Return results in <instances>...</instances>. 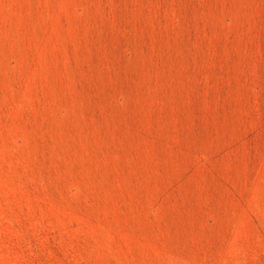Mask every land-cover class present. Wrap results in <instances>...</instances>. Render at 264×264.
Wrapping results in <instances>:
<instances>
[{
    "label": "rangeland",
    "instance_id": "1",
    "mask_svg": "<svg viewBox=\"0 0 264 264\" xmlns=\"http://www.w3.org/2000/svg\"><path fill=\"white\" fill-rule=\"evenodd\" d=\"M0 264H264V0H0Z\"/></svg>",
    "mask_w": 264,
    "mask_h": 264
}]
</instances>
